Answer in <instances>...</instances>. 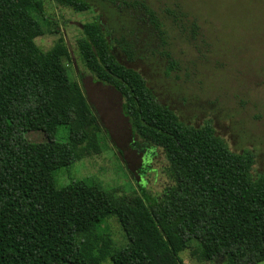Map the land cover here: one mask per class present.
<instances>
[{
    "label": "trees",
    "instance_id": "trees-1",
    "mask_svg": "<svg viewBox=\"0 0 264 264\" xmlns=\"http://www.w3.org/2000/svg\"><path fill=\"white\" fill-rule=\"evenodd\" d=\"M103 1L112 4L106 7L113 21L104 23L100 13L83 25L78 55L97 81L121 94L143 146L164 150L173 184L153 199L144 188L143 195L116 194L90 177L56 184L57 169L102 151V128L70 75L72 51L64 36L48 50L36 42L54 23L44 0H0V264H100L107 256L114 264H185L180 253L193 242L200 261L260 263L264 172L255 175L254 156L230 149L211 123L182 121L146 77L119 58L135 63L147 31L144 40L155 42L153 51L160 49L173 67L157 11L141 0ZM58 2L78 12L93 8L88 0ZM115 17L125 24L118 26ZM62 126L69 131L65 142L55 138ZM35 130L48 141L31 142L26 134ZM112 217L128 243L104 250L93 239Z\"/></svg>",
    "mask_w": 264,
    "mask_h": 264
},
{
    "label": "rangeland",
    "instance_id": "rangeland-1",
    "mask_svg": "<svg viewBox=\"0 0 264 264\" xmlns=\"http://www.w3.org/2000/svg\"><path fill=\"white\" fill-rule=\"evenodd\" d=\"M88 1L92 10L78 12L58 0H44L46 14L54 23L45 25V33L36 38L37 44L48 50L64 36L72 51L70 75L83 87L102 128V151L57 169L56 184L64 187L73 179L90 177L116 194L143 195L144 188L150 198H161L173 184L166 153L160 147L143 146L144 141L134 134L124 113L121 94L97 81L78 55L83 25L100 13L104 23L111 19L106 6L112 4ZM141 1L164 21L174 65L170 67L160 49L153 51L155 42L147 44V31L143 32L140 57L135 63L119 58L139 70L160 101L182 121L197 127L211 123L230 149L254 156L255 175L264 172V0ZM168 11L176 12L180 20L174 22ZM116 21L118 26L125 24L124 19ZM58 30L60 33L53 32ZM68 134L62 126L55 138L65 142ZM26 137L34 143L48 141L38 130L27 132ZM105 228L93 243L104 250L109 245L114 248L128 243L117 218L108 219ZM197 248L193 242L191 248L180 253L185 264H225L222 260L200 261L193 253ZM100 264L114 262L107 256ZM258 264H264V260Z\"/></svg>",
    "mask_w": 264,
    "mask_h": 264
},
{
    "label": "flooded vegetation",
    "instance_id": "flooded-vegetation-1",
    "mask_svg": "<svg viewBox=\"0 0 264 264\" xmlns=\"http://www.w3.org/2000/svg\"><path fill=\"white\" fill-rule=\"evenodd\" d=\"M166 190H167V188H166ZM166 190H165V193H166ZM165 193H164V194H165Z\"/></svg>",
    "mask_w": 264,
    "mask_h": 264
}]
</instances>
